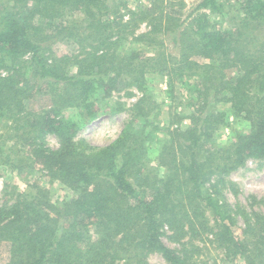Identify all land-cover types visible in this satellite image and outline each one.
Masks as SVG:
<instances>
[{
  "label": "trees",
  "instance_id": "1",
  "mask_svg": "<svg viewBox=\"0 0 264 264\" xmlns=\"http://www.w3.org/2000/svg\"><path fill=\"white\" fill-rule=\"evenodd\" d=\"M227 1L236 8L230 27L205 11L183 27L161 0L128 20L107 18L118 13L107 0H13L10 9L1 7L0 121L3 142L17 146L12 161L6 155L4 162L27 181L28 191L0 206V264H116L121 258L150 264L146 256L153 252L166 264H191L196 246L170 247L165 230L175 242L211 234L228 258L264 264V214H252L237 228L219 193L223 174L250 158L264 160V34L253 33L264 26V0ZM198 8L225 15L218 0H202ZM145 21L149 29L135 37L146 53H117L129 29ZM168 36L177 55L164 53ZM65 40L78 50L46 54L53 42ZM153 71L168 76L171 88L174 79L195 78L203 102L194 104L186 127L169 130L158 155L164 173L144 169L143 135L127 127L100 148L76 143L77 119L97 118L95 91L143 90ZM38 94L49 104L35 109ZM210 95L250 124L228 146L214 141L223 115L203 113ZM145 101H136V115L145 113ZM71 107L75 115H65ZM48 134L59 140L57 148L46 145ZM54 181L71 195L51 202L48 184Z\"/></svg>",
  "mask_w": 264,
  "mask_h": 264
},
{
  "label": "rangeland",
  "instance_id": "2",
  "mask_svg": "<svg viewBox=\"0 0 264 264\" xmlns=\"http://www.w3.org/2000/svg\"><path fill=\"white\" fill-rule=\"evenodd\" d=\"M155 0H107L110 9H118V13L108 15L107 18L113 19L122 14L124 20L131 17L132 12L139 9L152 7ZM163 4L168 5L175 11L179 22L184 26L196 14L205 11L213 22H222L230 27L234 24L233 5L227 0H218L224 5V14L219 15L211 11V9L198 8L202 0H161ZM13 0H0L1 7L11 6ZM7 9H10L7 8ZM110 10V11H111ZM106 19V16L104 17ZM149 29L147 21L139 22L135 28L129 33L121 45L116 48L119 54L129 53L130 50L146 53L144 42L136 40L135 34L138 35ZM254 34H264V26L254 30ZM172 36H168L165 40L167 46L164 53L177 55V46L172 40ZM157 49L161 51L158 47ZM78 50L76 43L68 40L55 41L51 45V49L46 54L53 53L57 56L66 53H74ZM196 79L190 77H182L174 79L173 86L169 85L168 76L159 72H148L145 75L144 89L139 90L134 85L119 86L116 90L108 91L98 90L92 94V98L97 100L98 114L97 118L84 122V119L78 120L80 128L75 135V141L82 144L83 141L94 148H100L112 143L127 127L135 135L142 134V144L146 149L144 157L145 170L152 174L164 173L165 169L160 166L158 155L163 144L168 140L169 130L180 125L186 127L189 124L188 115L193 113L194 104L200 105L203 102L196 93ZM172 89V90H171ZM146 96V101L140 106L145 113L136 115L137 109L134 105L136 101ZM34 101L35 109L42 108L49 104L48 97L38 94ZM67 116H74L76 111L71 107L66 109ZM218 112L223 115V123L214 132L215 145L228 146L234 140L237 133H244L250 129V124L241 116L233 113L230 105L225 102H218L212 95L208 96L207 102L203 109V113ZM203 114H201L202 116ZM0 121V206L9 205L17 194L27 192V181L17 173L13 168L8 166L4 160L9 155V161L16 152V145L13 147L11 141L5 139L4 129L1 127ZM8 132V131H7ZM9 133V132H8ZM7 134V133H6ZM46 145L49 148H57L59 140L56 136L48 134L45 136ZM137 140V139H136ZM141 139L135 142L138 148ZM12 149H14L12 151ZM24 170L22 175H26ZM29 172V171H28ZM31 175L38 178V173ZM28 177V176H27ZM31 177V176H30ZM224 181L220 184V202L228 204L230 213L235 219L237 228L248 223L252 214H264V160L248 159L245 164L237 170L222 175ZM29 180V178H27ZM33 179V178H32ZM216 177H214V182ZM42 185H46L47 181H41ZM50 189L51 202L63 201L71 192L67 190L58 181L48 184ZM29 188V186H28ZM29 190H31L29 188ZM208 223H212L210 212H206ZM162 239L170 247L180 249L182 246L189 250L192 246H196L194 250L191 264H244L240 258L231 259L225 255L223 249L216 244L211 234H203L202 236L189 240L188 236L180 238V242L170 239V231L165 230ZM181 242L184 243L181 244ZM146 261L150 264H166L162 256L157 253H149ZM116 264H125L124 259H119Z\"/></svg>",
  "mask_w": 264,
  "mask_h": 264
}]
</instances>
